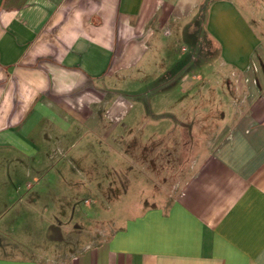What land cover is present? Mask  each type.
<instances>
[{
    "label": "crops",
    "instance_id": "1",
    "mask_svg": "<svg viewBox=\"0 0 264 264\" xmlns=\"http://www.w3.org/2000/svg\"><path fill=\"white\" fill-rule=\"evenodd\" d=\"M204 4L0 0V148L35 154L72 131L74 120L90 119L110 78L142 63L159 30L181 29ZM242 4L208 6L205 31L218 43L220 65L230 68L227 94L241 102L197 152L179 194L142 200L138 213L114 220L105 237L76 251L34 252L23 241L29 233H16L12 215L2 212L0 264H264V40ZM182 77L184 92L205 79L201 72ZM188 117L167 126L188 125ZM160 124L153 140L163 135ZM8 174L0 171L6 194Z\"/></svg>",
    "mask_w": 264,
    "mask_h": 264
},
{
    "label": "rangeland",
    "instance_id": "2",
    "mask_svg": "<svg viewBox=\"0 0 264 264\" xmlns=\"http://www.w3.org/2000/svg\"><path fill=\"white\" fill-rule=\"evenodd\" d=\"M211 1L181 29L159 30L142 63L110 78L90 119L74 120L72 131L39 144L35 154L0 148V171L10 173L4 178L11 189L0 191V213L12 215L16 233H29L23 241L34 252L76 251L105 237L114 220L138 213L142 200L179 194L197 152L241 102L240 95L227 94L230 68L220 65L218 43L205 31ZM240 1L264 40V0ZM193 72L204 81L182 91V74ZM183 114L188 125L167 126ZM159 122L163 135L153 140Z\"/></svg>",
    "mask_w": 264,
    "mask_h": 264
}]
</instances>
